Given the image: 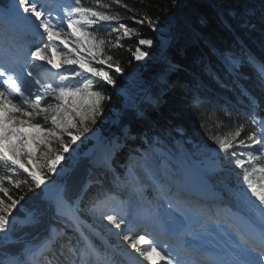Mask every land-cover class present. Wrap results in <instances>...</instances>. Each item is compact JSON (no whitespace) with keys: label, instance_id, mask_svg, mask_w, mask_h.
Segmentation results:
<instances>
[{"label":"trees","instance_id":"trees-1","mask_svg":"<svg viewBox=\"0 0 264 264\" xmlns=\"http://www.w3.org/2000/svg\"><path fill=\"white\" fill-rule=\"evenodd\" d=\"M80 4L106 15L120 16L119 21L93 24L92 34L105 41L100 57L105 63H97V69L108 71L116 85L113 87L102 77H95L93 84L105 97L102 104L104 114L97 115L96 122L89 121L87 126L110 130L123 141L125 146L116 148L112 156L113 164L121 172L124 171V162L133 157L132 150L147 148L155 136L162 138L174 153L217 158L222 152L215 138L241 128V138L247 141L248 134L254 130L257 132L256 125L250 122V113L255 111L257 115H264V78L249 63L248 57L256 56L264 63V0H121L120 3L116 0H80ZM124 4L128 7H123ZM146 18H150L160 30L154 31ZM141 19L145 22H135ZM120 24L131 31L124 37L123 45L116 46ZM159 34H171L174 40L164 56L157 59L153 54L161 46ZM141 38L153 40V45H139ZM137 48L147 53L140 61L134 57ZM217 50L240 55L243 63L230 70L229 58ZM108 55L113 57L111 61L106 59ZM108 64L114 67L109 68ZM115 65H119L122 72H115ZM169 65L175 70L166 73ZM160 75L166 76V82L160 79ZM149 89L152 99L160 98L158 106L144 100ZM118 117L115 126L113 119ZM126 127L128 132L124 131ZM84 133L74 144L67 135L63 137V142L69 146L68 152H63L60 139L57 138L54 144V151L63 155L64 164L74 163L70 173L60 178L65 182V186H60H64V193L73 201L89 177L103 180L104 186L91 190L94 194L109 195V188L116 189L115 176L107 169V147L94 149L88 154L94 142L84 137ZM73 134L80 133L75 131ZM188 138L197 145L201 143L203 148L193 149ZM20 159L31 167L28 159ZM236 172L239 171L217 174L213 179L217 188L235 190ZM45 174L47 182L52 183L53 175L48 171ZM0 175L14 181H27L16 188L5 180L4 186L14 198L24 197L13 210L15 216L31 215L40 221L30 226L14 224L13 235L23 242L0 247V262L10 256L21 257L26 240L37 241L52 224L65 229V233L70 231L69 225L73 222L68 218L61 219L56 213V203L51 197L55 188L43 185L36 188L30 176L9 161H0ZM0 197H3L2 193ZM3 198L8 202L6 197ZM62 242L65 243L66 239ZM63 264H67L66 259Z\"/></svg>","mask_w":264,"mask_h":264},{"label":"snow or ice","instance_id":"snow-or-ice-1","mask_svg":"<svg viewBox=\"0 0 264 264\" xmlns=\"http://www.w3.org/2000/svg\"><path fill=\"white\" fill-rule=\"evenodd\" d=\"M116 2L120 3L121 0H116ZM76 5L58 23L53 21L50 12L46 15L38 7L36 0H13V4L11 5L14 17L20 22L32 24L37 29V35L42 37L46 35V42L42 41L34 51L29 50L23 62H11L7 58L3 62H0V161H10L12 165H19L20 168L28 173L36 188H40L41 185L45 184V180L42 172L38 171L35 166L30 170L20 160L21 153L28 148V137L23 131V128L27 126L35 129L37 132L47 131L49 135L56 136L60 139L63 152H68L69 146L63 142V137L65 135L70 137L73 144L80 140L81 134L89 131L87 126L88 121L90 120L94 124L97 114L102 113V102L105 99L100 91L92 89V81L89 77H85L78 83L53 84L52 81H69L70 78L74 79L75 77L84 76V73H91L92 76L102 77L109 85L116 84V81L108 71L98 70L83 59L67 58L63 50L58 49L54 44V41L59 39L60 43L64 45V48H68L69 46V41L63 38V36L67 35L64 28V20L67 21L68 28L73 29V36L77 31H80L85 37L90 39H94V37L86 30L87 25L96 24L99 21L120 20L119 15H106L92 7L81 6L80 0H76ZM103 6L101 5V7ZM122 6L125 8L128 7L126 4ZM21 10L23 14L27 15H22ZM76 14L79 15L77 16ZM31 17H34L38 24H33ZM146 19L154 31L160 30L159 27L153 25V21L150 18ZM135 22L142 24L145 21L141 19ZM119 27L123 28L125 36L131 31L124 24H120ZM40 29H42V33L39 31ZM76 43H79V41H76ZM104 43L105 41L103 39L99 40L97 42V49L98 46ZM138 43L139 45L152 46L153 40L141 38ZM46 50L65 58L61 63H56L52 56L47 55ZM146 55L147 53L141 51L140 48H137L134 53L137 61L142 60ZM106 59L111 61L113 57L108 55ZM229 59L233 64L237 62L232 58ZM33 61H41L43 63L33 64ZM248 61L257 68L259 75L264 78V63L257 62L251 56L248 57ZM98 63L104 64L105 60L101 59ZM65 64L78 65V68H64ZM46 65H50L51 68L46 67ZM108 67L112 68L114 66L108 64ZM62 68L64 70L60 71ZM52 69H56V72L53 73L51 71ZM81 69L83 72L80 71ZM174 70L175 67L169 65L166 68V73ZM25 72L27 73V77H31V80L26 79ZM115 72H122L119 65H115ZM42 75L51 77V79H41ZM34 84L40 86L35 92L32 91ZM40 92H43L44 96L54 97L60 103L54 105L48 102L45 105H41V100L44 96H41ZM14 97L18 99L14 100ZM68 97L73 98L74 102L72 104L67 103L66 98ZM81 101H83L82 104L80 103ZM150 102L158 106L160 98L155 97ZM253 104H255L254 100ZM66 108H71L76 113V116L79 117L78 122L75 117L69 115ZM48 112L54 113L51 117V124L53 125L51 129H45L41 123L28 124L25 120L18 119L16 115L35 117ZM250 122L259 129V135L254 130L247 135V141H251L255 145L260 146L256 151L264 150V117L258 118L254 111L250 113ZM69 129H77L80 134H73ZM241 132L242 129L237 128V130L229 135L223 136L222 138H215L219 150L231 157L235 155V152L230 151V149L237 146L242 148L250 147V144L241 138ZM125 134L127 135V133ZM13 137L17 139V144L11 143ZM237 141L238 144L236 143ZM44 142L50 144V141L45 140ZM31 143L36 147L39 146L36 137L31 138ZM28 155L31 156V152H28ZM259 158V156H254L251 152L248 153V162ZM62 159H64L62 154H57L54 159H50L47 165L48 170L55 172L56 165ZM235 163L238 167L244 168L246 161L237 157ZM255 170L254 168L253 171ZM259 171L264 173V167H260ZM251 175L252 173L245 171L243 180L247 183V189L251 193V196L255 197L259 202L256 205L248 201L251 203L257 221L247 220L246 230L229 225L231 231H228L227 229H220V226L210 219L198 220L197 227L199 232L193 230L196 235H199L201 232L209 235L222 232L226 239L223 243L213 244L211 247L183 242L181 245L184 253L183 258L179 254H176L175 258H173L172 254L165 252L151 238H146L147 233L134 235L130 227L127 231H123L122 225L127 223L123 217L118 218L115 214L102 213V215L109 224L121 230L118 235L122 234L123 239L129 242L130 247L140 257H143L148 264H159V261H165L166 264H264V186H258L257 183H254L250 178ZM5 180L9 184H14L16 188H19L21 183H27V181H14L5 175H0V193L8 201L6 202L3 197H0V247L6 246L9 243L23 242L21 238L14 237L12 234L14 231L13 225L18 220V217L13 216L12 213L13 210L17 209L20 201L24 200V197L20 196L19 199L14 198L10 194L9 188L4 186ZM31 190L30 187L29 191ZM238 195L243 196L247 200L244 193ZM64 204V201L57 200L56 211L60 215H65ZM97 207V205H93L94 209ZM167 207L176 213H180L175 219L180 228H187V218L183 216L180 208L178 206L174 208L171 202L168 203ZM19 222L21 226L40 223L38 218H34L31 215L19 218ZM165 231H169L167 225H165ZM65 247L66 251L63 248L57 250L51 237L38 250H33L31 246L26 244L23 251L27 256V260L23 264H35L37 256L42 257L41 264H44V262L46 264H54V262L56 264H63L65 259L67 260V264H100L99 253L94 247L89 246L87 242L83 247L71 245ZM157 257H159V261L156 259ZM0 264H3V262H0ZM16 264H21V262L17 261ZM104 264H117V262L115 259H106Z\"/></svg>","mask_w":264,"mask_h":264},{"label":"rangeland","instance_id":"rangeland-1","mask_svg":"<svg viewBox=\"0 0 264 264\" xmlns=\"http://www.w3.org/2000/svg\"><path fill=\"white\" fill-rule=\"evenodd\" d=\"M69 7H70V10L73 9L72 6H69ZM25 15H27V14H25ZM76 15L78 16L79 14H76ZM64 16L65 15L61 16V18H63ZM61 18H59L58 20H54V22L58 23L61 20ZM93 19H95V18H93ZM31 20L33 21V24L34 23L38 24V22L35 21L34 17H31ZM92 25L93 24L87 25L86 30L89 33H91V36L94 37V39H90L88 37H85L80 31H77L76 34L73 36L72 35L73 29L68 28L67 21L64 20V28H65V32L67 35L63 36V38L67 39L69 41V46H68V48H64V45L60 43L59 39L55 40L54 44L58 47V49L63 50L65 57L83 59V60L89 62L92 67H95L97 69L96 65H97L98 61L101 60L100 57L103 54L104 48H103V45H100V46H98V49H97V42L99 40H101V38H100L101 36H96V35L94 36L92 34ZM36 31H37V29H36ZM39 31L42 33V29H40ZM163 31H165V30H163ZM117 37H118V39H117V42L115 45L116 46L123 45L122 41L125 37L123 28H121L120 30L117 31ZM203 38L205 40H207L205 37H203ZM159 39L161 41L160 49L157 53L153 54V57H155L157 59L161 58L169 50V48H170V46L174 40V38L171 37V34H163V35L159 34ZM42 41L46 42L44 40H42ZM42 41H40L37 44V46H39L42 43ZM76 41H79V43H76ZM69 49H71V51H69ZM48 53H49L48 55L53 57V59L55 60L56 63H61L62 60L65 58V57H62V56L57 55L55 53H52L50 51ZM237 59H234V60H236L238 62L239 59L238 60ZM237 62L235 64H237ZM41 63H43V62H41V61H34L33 62V64H41ZM48 66H50V65H46V67H48ZM50 68H51V66H50ZM64 68H78V65L65 64ZM61 70H64V69L62 68ZM80 71L83 72L82 69ZM88 76H89L88 73H84V76L75 77L74 79L70 78L69 81L53 80L52 82H53V84H57V83H78V82L82 81L85 77H88ZM92 77L93 78L89 77L92 81V89L100 91L93 84V81H94L96 76H92ZM159 77L162 79L163 82H166L164 75H160ZM41 79H51V77H48L46 75H42ZM81 86L83 87V85H81ZM101 94H102V92H101ZM41 96H44V93L41 94ZM45 99H49V100L45 101ZM51 99H53V100H51ZM66 99H67L68 104H72L74 102L72 97H68ZM48 102H51L54 105L60 103V101H57L54 97L46 96L41 100V105H45ZM110 102H112V100ZM80 103L82 104L83 101H81ZM102 104H103V102H102ZM29 111H31V109H29ZM66 111L69 113L70 116L75 117L77 122L79 121V117L76 116V113L73 112L71 108H66ZM53 114L54 113H52V112H48V113H44L41 115H37L35 117L20 116L19 114H16V115H17L18 119L25 120L28 124L41 123L45 129H51L53 127V125L51 124V117ZM99 114L103 115L104 114L103 110H102V113H98L97 115H99ZM45 117H47V119H45ZM118 120H119L118 118L113 119V124L115 126L117 125ZM88 128L90 129L91 126H88ZM69 130L72 132L77 131V129H69ZM23 131L26 133V135L28 137V148L24 152L21 153L20 157L24 158L25 160L28 159L29 162L31 163L32 168L35 166V168L38 171L50 172L48 170L47 165H48V161L50 159H54L55 156L58 154V153H55V151H54V144H55L57 137L49 135L47 131L37 132L35 129L29 128L27 126H25L23 128ZM101 131H103V130H101ZM107 131H109V130H107ZM124 131L128 132V127H126L124 129ZM106 132L104 131V133H106ZM83 136L86 138L87 137L89 138L88 132H85ZM32 137L37 138V144L39 145L38 147L32 145V143H31ZM93 139L95 140L96 143H100L103 141L102 136H98V137H95ZM45 140L50 141V144L45 143L44 142ZM144 140H147V139L144 138ZM78 141H80V140H78ZM187 142L190 145H192V148L196 147V145L193 143L192 139L188 138ZM11 143L17 144L18 141L15 137H13ZM112 146L120 147V144L118 142L117 137L115 139H113ZM165 146L166 145H165L164 141L160 137H155L153 139L152 149L146 148L145 150H138L137 153L135 152V154L138 155V159L136 161H133L131 163L130 167L126 169L125 177L128 179V181H130V183L134 187L137 188V190L139 191V194L146 193L148 189L152 190V192L156 198V202H155V206H154L155 210L159 206L160 210L165 209V210L172 211V213H174V214L180 215V213H176L173 210L168 209V207H167L168 203L169 202L174 203V201H176V203H178L176 205V207L178 206L181 210V213L183 214V208L184 207L179 202L184 201L186 203L188 201V199H186L187 200L186 201L183 198H179L178 195L177 196H171V193H173L172 192L173 188H172L171 183L168 180H165L163 177L164 168H167L170 172L173 173L174 167H177V168L182 167L184 171H189L188 182H190V181L194 182L196 176H199L198 175L199 169H201L203 162H200L198 160H192L190 165H186L184 161H181L180 159H176L172 155H170L171 153L170 154L166 153V150L163 149V148H165ZM201 147H202V145H201V143H199L198 148H201ZM259 148H260V146L255 145V144H253L252 146L245 148V149L239 148V151H236L234 156L228 157L225 162H226V165H229L233 168H240L235 163L236 158L239 157V158L245 160L246 163H245L243 169L245 171L252 169L250 171V173H252L250 178L253 180L254 183H257L258 186H264V173H261L259 171L260 167H264V150L256 151ZM93 149H95V146H92L91 149L88 150V153H91ZM28 152H31V156L28 155ZM249 152H251L254 156H259L260 158L257 160L248 162V153ZM241 153H243V155H241ZM166 156H167V158H166ZM73 165H74V163H71L70 165L66 166L63 163V161L61 160L56 165V171L50 172V174L56 175V176H63L64 174H67L68 171L71 170V166H73ZM171 165L173 166V168L171 167ZM254 168L256 169L255 171H253ZM240 183H242V186H243L241 188V193H244L248 199L254 201L257 204L258 201L255 199V197L251 196V193L247 189V183L244 180H242V182H240ZM57 200H61V196H57L56 201ZM132 200H133V197L129 196L128 191L126 193H124L123 196L120 195V193H114L112 198L109 199V203L108 202L104 203L101 199H99L96 202V204H98V210H99L98 212H96V209H94L93 207H90L89 205H88V207H86L85 210L87 212L93 214L94 219L100 223L102 228L105 229V232L108 234V236H110L114 239L115 244H119L122 247L126 248L130 252L131 255H134V254L139 255L130 247L129 242H127L123 239L122 234L118 235V233H120L121 230H118L113 225L109 224L108 221L102 215V213H104V214H115V215H117L118 218L123 217L127 221V223L122 225V230L127 231L130 227L132 229V234H134V235L139 234L137 232H134V230H133V227L136 225V223L134 222V218L144 219V217L146 216V213H150V210H146V213H145L144 211H141L140 209H138V207L135 204H134V210H132V208H131V207H133L132 206L133 205ZM258 204H259V202H258ZM181 206L183 208H181ZM226 210L229 212H231L233 210L231 213L230 219L235 224L239 225L240 229L245 230L246 227H242V224H240L241 220L244 219V218H242V215H244L245 212L243 211L242 208L239 207V205L236 203V201L231 208H227ZM64 212H67V214L69 213V211L65 207H64ZM133 212H135V215H134L135 217L133 216ZM147 236L150 238V235H147ZM67 245H69V243L66 244V246ZM102 254H104V253H102ZM9 261L11 262L10 259H9ZM117 264H120V263H117Z\"/></svg>","mask_w":264,"mask_h":264},{"label":"bare ground","instance_id":"bare-ground-1","mask_svg":"<svg viewBox=\"0 0 264 264\" xmlns=\"http://www.w3.org/2000/svg\"><path fill=\"white\" fill-rule=\"evenodd\" d=\"M49 99H45V101H48ZM51 100H53V99H51ZM115 167H113V169H114ZM70 173V172H69ZM195 181L196 182H198V183H204V181L201 179V177L200 176H196V178H195ZM202 189V188H201ZM242 218H244L243 216H242ZM241 218V219H242ZM247 220H252V219H247ZM245 218L244 219H242L241 220V223L240 224H242V227H246L247 228V223H246V221H247ZM253 221V220H252ZM226 227V228H225ZM229 222L228 221H226V223H224V226H223V229H227V230H229ZM239 229H240V227H238ZM242 230V229H241ZM218 234L219 235H221L223 238H216L214 235H211V238L213 239V240H215V241H218L219 243H223V241L226 239L224 236H223V234H222V232H218ZM193 241V240H192ZM77 245H78V243H77Z\"/></svg>","mask_w":264,"mask_h":264}]
</instances>
